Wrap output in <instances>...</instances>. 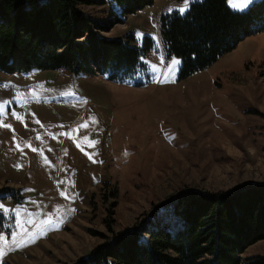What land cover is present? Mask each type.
<instances>
[{
  "label": "rangeland",
  "instance_id": "rangeland-1",
  "mask_svg": "<svg viewBox=\"0 0 264 264\" xmlns=\"http://www.w3.org/2000/svg\"><path fill=\"white\" fill-rule=\"evenodd\" d=\"M97 1L82 9L122 16ZM192 1L155 0L103 32L152 38L131 78L0 69V264H75L184 188L264 182V31L183 77L159 18Z\"/></svg>",
  "mask_w": 264,
  "mask_h": 264
},
{
  "label": "trees",
  "instance_id": "trees-1",
  "mask_svg": "<svg viewBox=\"0 0 264 264\" xmlns=\"http://www.w3.org/2000/svg\"><path fill=\"white\" fill-rule=\"evenodd\" d=\"M112 1L122 16L96 17L82 9L97 0H0V69L135 76L145 68L142 57L152 38L140 46L132 34H102L155 0ZM159 31L163 48L182 59L187 77L264 31V0L245 11H233L227 0H193L184 14H161ZM4 218L0 212V231ZM263 239L264 182L218 191L184 188L75 264H264L263 256L244 257Z\"/></svg>",
  "mask_w": 264,
  "mask_h": 264
},
{
  "label": "snow or ice",
  "instance_id": "snow-or-ice-1",
  "mask_svg": "<svg viewBox=\"0 0 264 264\" xmlns=\"http://www.w3.org/2000/svg\"><path fill=\"white\" fill-rule=\"evenodd\" d=\"M189 0H185V3H188ZM250 2V0H243V3L242 4H237L236 7L240 10L243 9V7H245L248 3ZM186 11L185 8H181L180 9V12L181 13H184ZM88 125L87 124H84V125H81V127H87ZM93 144L95 143L94 141L92 142Z\"/></svg>",
  "mask_w": 264,
  "mask_h": 264
}]
</instances>
